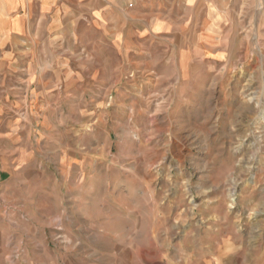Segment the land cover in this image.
Masks as SVG:
<instances>
[{
    "label": "rangeland",
    "instance_id": "1",
    "mask_svg": "<svg viewBox=\"0 0 264 264\" xmlns=\"http://www.w3.org/2000/svg\"><path fill=\"white\" fill-rule=\"evenodd\" d=\"M219 1L43 110L0 48V264H264V0ZM50 185L62 226L24 201Z\"/></svg>",
    "mask_w": 264,
    "mask_h": 264
},
{
    "label": "crops",
    "instance_id": "2",
    "mask_svg": "<svg viewBox=\"0 0 264 264\" xmlns=\"http://www.w3.org/2000/svg\"><path fill=\"white\" fill-rule=\"evenodd\" d=\"M216 17H226L219 0H0V48L25 53L27 98L43 110L45 96L83 94V80L105 86L99 80L114 77V67L101 59L111 61L112 47L143 34L138 23L152 35L159 21ZM25 190V202L40 204L36 212L53 226L64 225L67 215L54 185Z\"/></svg>",
    "mask_w": 264,
    "mask_h": 264
}]
</instances>
